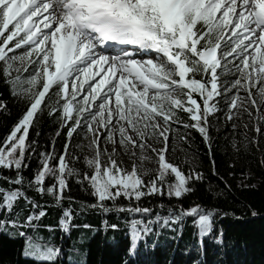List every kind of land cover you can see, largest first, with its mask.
Listing matches in <instances>:
<instances>
[{
	"label": "snow or ice",
	"instance_id": "6c2138e0",
	"mask_svg": "<svg viewBox=\"0 0 264 264\" xmlns=\"http://www.w3.org/2000/svg\"><path fill=\"white\" fill-rule=\"evenodd\" d=\"M0 77L13 98L24 104L0 141V169L16 173L0 174L6 182L0 186V232L35 230L47 214L46 206L25 188L51 197L52 206L62 209L60 230L70 231L73 209L63 200L69 177L74 176L81 186H89L94 198L90 205L81 202L80 211L90 207L142 217L130 222L129 252L153 231L151 226L163 222L170 227L188 216L194 217L193 226L203 237L213 230L215 209L170 207L166 216L157 213L153 219L150 208L119 206L116 201L163 195L165 188L167 196L181 198L193 190L187 186L190 181L203 179L194 169L185 175L166 159V133L171 122H179L177 110L189 114L192 123L185 127L197 129L205 142L209 117L218 111L221 97L226 120L240 119L243 113L251 116L255 109L256 118L264 121V0H0ZM46 107L61 128L67 125L68 138L84 130L92 153L84 157L87 170L70 163L78 155L69 153L68 142L59 154L54 148L36 153V141L28 137ZM6 109V102L0 101V110ZM161 120L168 127L161 128ZM146 137H162L164 147L152 148ZM101 139L112 143L111 152L101 147ZM117 142L125 150L131 147L132 156L138 148L142 162L158 167L145 169L135 162L131 169L122 167L114 158ZM148 149L155 158L147 155ZM31 159L37 166L25 177ZM146 175L152 179L146 182ZM20 199L31 206L23 221L19 212L13 216ZM15 235L24 238V255L38 264L60 251L39 234Z\"/></svg>",
	"mask_w": 264,
	"mask_h": 264
},
{
	"label": "trees",
	"instance_id": "16d2710c",
	"mask_svg": "<svg viewBox=\"0 0 264 264\" xmlns=\"http://www.w3.org/2000/svg\"><path fill=\"white\" fill-rule=\"evenodd\" d=\"M0 101L7 104L6 110H0L2 141L24 110L23 102L13 98L2 77ZM225 112L224 101L219 99L218 111L209 117L208 142L197 129L185 127L192 121L189 114L182 110H177L179 122H171L170 131L166 133L168 145L179 149L186 157V161L176 159L173 164L185 175L193 169L203 175L202 180L188 183L192 191L175 198L167 196L165 188L163 195H146L139 201L121 197L116 201L119 206L127 207L131 203L133 207L138 204L150 208L153 219L157 213L166 216L170 207L178 210L181 206L187 209L201 205L205 209H215L212 215L213 230L209 235L201 237L193 226L194 217L188 216L170 227L163 226V222L151 226L153 231L137 240L136 247L129 252L130 222L142 217L133 216L127 211L105 214L90 207L80 211L81 202L90 205L94 203V198L89 194V186L86 183L81 186L73 176L69 177L63 200L64 206L71 203L73 209V226L68 232L59 228L62 209L52 206L51 197L47 194L40 196L25 188L28 196L46 206L47 214L41 218L37 229H22L30 235L39 234L60 250L54 260L45 261L44 264H264V151L259 158L248 153L241 142L243 130L239 128V120H226ZM66 133L67 125L61 128L58 117L50 116L46 107L37 115L28 139L36 141V153L52 151L54 148L59 154L64 151V144L70 143L69 153L78 155V159L70 160V163L82 171L87 170L84 157L90 156V153L81 141L82 131L74 132L71 138ZM79 145L84 146L83 150ZM36 166L37 160L31 159L23 175L30 177ZM121 166L131 169L123 164ZM241 173L246 175V183L240 185L235 180ZM0 174L16 175L14 171L5 169H0ZM144 179L147 182L152 179V175H146ZM172 179L174 176L169 177V180ZM48 183H52L51 178H48ZM0 186H6L2 179ZM69 196L72 197L71 201L68 200ZM106 203L111 205V201ZM30 211L31 206L25 207V201L20 199L13 209V216L19 212L20 220L23 221ZM143 219L146 221L149 217L143 216ZM112 225L117 227L113 229ZM48 226H51V230ZM82 235L90 236L80 245L85 250V262H69L67 257L75 252L79 246L78 238ZM23 244V237H12L0 232V264H38L36 259L23 256Z\"/></svg>",
	"mask_w": 264,
	"mask_h": 264
},
{
	"label": "rangeland",
	"instance_id": "374dc122",
	"mask_svg": "<svg viewBox=\"0 0 264 264\" xmlns=\"http://www.w3.org/2000/svg\"><path fill=\"white\" fill-rule=\"evenodd\" d=\"M241 95H244L243 91H241ZM220 99L223 100V97H221ZM201 104H202V101H201ZM256 115H257V113H256L255 109H253L251 116H249L247 113H243L242 118H240L238 120L240 123L239 128L243 130V134H241L240 137H241V142L244 144L243 145L244 148L247 150L248 153L251 152L250 153L251 155L258 156V158H259L262 156L263 151H264V121L258 120L256 118ZM260 115H264V107H262L260 109ZM160 125H161V128L166 127V125H164L162 120L160 121ZM257 126H259V128H260L259 132L256 131ZM81 131H82V136L80 137L81 141L85 145V147L88 149V151L91 155L92 154L91 150L87 147L88 140L84 137V130L81 129ZM101 131L103 132V130H101ZM89 135H91V134H89ZM103 135L106 136L107 133L103 132ZM117 141H118V134H117ZM146 141H147V144H150L152 146V148H155L157 150L164 147V141H163L162 137L159 140H157L155 137H152V138L146 137ZM100 144H101L102 148L107 147L109 152H111V149L113 147L112 143L105 144L104 140L101 139ZM116 148H117V151L114 155V158L117 159L118 161H121L123 165H126L128 167H132L133 162H135L137 164V166H140L141 164H143V168H145V169H155L156 168L157 163H154L152 161H143L142 162L140 160V158H139L140 157V150L138 148L135 150L136 151L135 156L131 155V147H129L128 150H125L117 142ZM147 155L155 158V154L151 151V149H148ZM165 155H166V159L169 160L171 163H173V161L176 159H181L182 161H186V157L182 153V151H180L177 148L171 147L169 145H168V148H167ZM262 166L264 168V165H262ZM235 181L237 184H240V185L245 184L246 183V175L243 173L239 174L236 177ZM17 232H25V231L22 228L10 229V234L9 233H6V234L9 236H12V237H18L17 235H15ZM3 233H5V232H3ZM89 237H90L89 235H87V236L82 235L81 237L78 238L79 246H77L74 253H71L68 255L67 259L69 262H72V263H84L85 262V250H84V248L80 247V245H83V243L86 242V240H88ZM44 242L49 243L46 240H44ZM23 256L28 257V256L24 255V251H23ZM55 257H56V255L53 257L52 260H54ZM28 258L35 259L33 257H28ZM52 260H50V261H52Z\"/></svg>",
	"mask_w": 264,
	"mask_h": 264
},
{
	"label": "bare ground",
	"instance_id": "6f19581e",
	"mask_svg": "<svg viewBox=\"0 0 264 264\" xmlns=\"http://www.w3.org/2000/svg\"><path fill=\"white\" fill-rule=\"evenodd\" d=\"M112 54H115V53H112Z\"/></svg>",
	"mask_w": 264,
	"mask_h": 264
}]
</instances>
